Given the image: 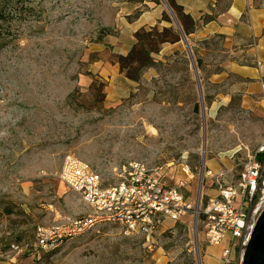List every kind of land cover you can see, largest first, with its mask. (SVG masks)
Returning a JSON list of instances; mask_svg holds the SVG:
<instances>
[{"label":"rangeland","instance_id":"obj_1","mask_svg":"<svg viewBox=\"0 0 264 264\" xmlns=\"http://www.w3.org/2000/svg\"><path fill=\"white\" fill-rule=\"evenodd\" d=\"M152 6L150 0H12L0 8V264H223L230 242L209 245L194 211L166 219L148 241L143 230L126 232L100 218L58 176L71 156L109 182L125 164L141 161L161 168L173 184L186 178L181 163L187 162L194 174L187 196L195 206L217 194L204 174L210 162L227 181L237 180L264 141V105L245 110L236 94L212 111L229 81L200 79L197 46L169 52L165 41L138 80L121 71L118 57L136 41L132 23ZM212 45V56H228L222 39ZM254 201L251 217L264 201V173ZM91 217L85 231L65 234L75 219ZM256 219L233 245L229 264H243Z\"/></svg>","mask_w":264,"mask_h":264},{"label":"built area","instance_id":"obj_2","mask_svg":"<svg viewBox=\"0 0 264 264\" xmlns=\"http://www.w3.org/2000/svg\"><path fill=\"white\" fill-rule=\"evenodd\" d=\"M259 1L264 8V0ZM257 63L260 65V61ZM262 91L264 94V82ZM160 169L132 161L121 168L118 180L109 182L89 163L68 156L58 176L80 194L95 214L100 213V218L119 224L126 232L143 230L148 241L152 233L160 232V225L166 219L178 221L194 211L196 224H201L209 245L219 246L225 240L230 242L222 251L223 264H229L232 247L243 238L248 226L253 199L263 178L264 141L248 155L237 180L227 181L225 172L205 170V176L212 178L211 184L215 183L217 188V194L209 196L205 204L193 206L188 200L187 194L191 190L185 187L191 184L194 174L187 162L181 163L186 178H178L173 184L162 179ZM93 218H90V223H84L82 218L75 219L65 234L72 235L77 227L79 231H85L86 227H91Z\"/></svg>","mask_w":264,"mask_h":264},{"label":"crops","instance_id":"obj_3","mask_svg":"<svg viewBox=\"0 0 264 264\" xmlns=\"http://www.w3.org/2000/svg\"><path fill=\"white\" fill-rule=\"evenodd\" d=\"M183 11L197 22L196 29L177 42H168L164 51L192 50L198 47L200 79L211 83L228 82L223 92H218L222 101L212 111L227 106L233 95H240L241 107L254 110L264 105L262 82H264V8L259 0H175ZM167 8V7H166ZM165 9L154 2V7L144 11L132 23L133 31L142 27L170 26L164 19ZM170 13V12H169ZM222 39L228 56L218 60L212 56L216 50L213 43ZM188 43V44H187ZM218 61V63H216ZM260 61V65L257 63ZM233 79V81H231ZM233 82V83H232ZM208 170L217 172L214 162ZM228 168V167H226ZM218 169V170H217ZM222 170V168H221ZM224 171V170H223ZM189 190L191 189V184ZM187 186V185H186Z\"/></svg>","mask_w":264,"mask_h":264},{"label":"trees","instance_id":"obj_4","mask_svg":"<svg viewBox=\"0 0 264 264\" xmlns=\"http://www.w3.org/2000/svg\"><path fill=\"white\" fill-rule=\"evenodd\" d=\"M145 1V0H141ZM152 2L161 3L160 0H150ZM170 7L172 8L178 22L180 24L181 30L178 32L173 26V18L164 12V19L170 23V26H165L159 28L155 25L150 28V30H145L144 27L140 28L135 32L136 41L127 55H119L118 62L120 64L121 71L126 73L128 77L134 80L139 79L140 70L145 67L151 66L155 63V59L152 57V52H157L160 43L169 41L177 42L183 38V34L189 36L191 32L196 29L197 22H195L189 14L183 11L182 6L176 3L175 0H166ZM12 0H0V8H6ZM140 11L135 17L140 15ZM0 15H3L2 10ZM2 17V16H0ZM110 29L107 28L106 31ZM157 37V40L156 38ZM198 67L201 66L199 59L196 60Z\"/></svg>","mask_w":264,"mask_h":264},{"label":"water","instance_id":"obj_5","mask_svg":"<svg viewBox=\"0 0 264 264\" xmlns=\"http://www.w3.org/2000/svg\"><path fill=\"white\" fill-rule=\"evenodd\" d=\"M170 15L172 16L177 27L181 30L180 24L172 8L166 0H163ZM184 40L187 41L186 35L183 34ZM188 44V43H187ZM203 175L200 179L199 193H202ZM243 264H264V209L258 215L256 222L249 234L246 249L243 257Z\"/></svg>","mask_w":264,"mask_h":264},{"label":"flooded vegetation","instance_id":"obj_6","mask_svg":"<svg viewBox=\"0 0 264 264\" xmlns=\"http://www.w3.org/2000/svg\"><path fill=\"white\" fill-rule=\"evenodd\" d=\"M255 200V197H254V199H253V204H254V201ZM264 209V201L257 207V209H256V211L254 212L255 214L251 217V213L249 214V217H248V223L250 222V225L249 226H247V228L245 229V233H244V236H243V238L245 237V235H246V232L249 230V228L251 227V225H252V223L254 222L253 220H254V218L256 217H258V215L260 214V212L262 211ZM251 219V220H250ZM242 239V238H241Z\"/></svg>","mask_w":264,"mask_h":264}]
</instances>
